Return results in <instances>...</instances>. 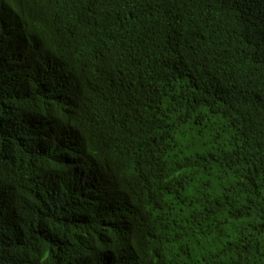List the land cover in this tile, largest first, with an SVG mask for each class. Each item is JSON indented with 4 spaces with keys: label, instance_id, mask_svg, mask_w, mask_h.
<instances>
[{
    "label": "trees",
    "instance_id": "trees-1",
    "mask_svg": "<svg viewBox=\"0 0 264 264\" xmlns=\"http://www.w3.org/2000/svg\"><path fill=\"white\" fill-rule=\"evenodd\" d=\"M0 264H264V0H0Z\"/></svg>",
    "mask_w": 264,
    "mask_h": 264
}]
</instances>
